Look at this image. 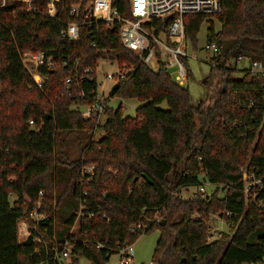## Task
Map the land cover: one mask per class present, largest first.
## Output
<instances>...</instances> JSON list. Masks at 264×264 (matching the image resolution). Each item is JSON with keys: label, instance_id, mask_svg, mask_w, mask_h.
Instances as JSON below:
<instances>
[{"label": "trees", "instance_id": "obj_1", "mask_svg": "<svg viewBox=\"0 0 264 264\" xmlns=\"http://www.w3.org/2000/svg\"><path fill=\"white\" fill-rule=\"evenodd\" d=\"M89 1L61 0L51 17V0H0V264H65L55 252L67 241L69 264H109L154 231L160 237L153 263L264 262V192L248 197L242 172L264 177V137L258 134L264 77L245 70L233 78L239 56L264 62V0H221L216 15L185 16L193 51L205 24L207 43L219 48L208 61L218 77L214 100L197 105L165 63L154 70L124 47L118 22L86 19ZM74 5L80 6L77 15L71 14ZM128 5L113 0L124 17ZM71 23L81 25L78 40L61 35ZM27 52L54 57L53 69H39L50 76L43 88L24 62ZM102 59L125 74L112 96L142 103L135 116H126L122 105H106L103 124L82 116L97 96ZM184 63L188 80L192 69ZM99 128L104 135L95 140ZM74 139L79 146L72 158ZM206 184L215 190L181 195ZM35 210L46 219L36 224ZM216 217L229 232L211 241ZM21 221L37 226L32 237L43 242L21 243Z\"/></svg>", "mask_w": 264, "mask_h": 264}, {"label": "built area", "instance_id": "obj_2", "mask_svg": "<svg viewBox=\"0 0 264 264\" xmlns=\"http://www.w3.org/2000/svg\"><path fill=\"white\" fill-rule=\"evenodd\" d=\"M21 1L26 4L31 3V0ZM60 1L51 0V7L49 9L51 17L55 16L56 3ZM128 6L130 15L129 17H124L113 6V0H90L84 6L83 14L86 19L102 20L108 25L118 22L121 25L120 38L125 48L138 55L141 61L147 65L151 61L156 60L158 64L161 62L165 63L168 68L175 67L177 72L175 79L183 84L187 80V68L184 59L189 62L194 56L190 52L192 48L186 38L184 18L187 15H216L221 12V0H129ZM79 7V5H74L71 9V14L77 15ZM167 17L170 18L165 20ZM160 22L163 26H167L165 32L159 30ZM61 35L70 40H78L81 35V25L71 23L62 31ZM204 50L209 52L211 57H214L217 55L219 48L214 43H206ZM162 56L166 58L165 61L162 60ZM242 61L249 62L248 67L242 69V72L246 70L252 75L264 77L263 61H252L251 59L239 56L233 62V65L237 67ZM24 62L33 72L35 86L38 89L43 88L50 79V76L43 75L39 69H53L55 67L54 57L45 52H27L24 54ZM90 72H92V69L84 71V73ZM124 78V73L108 75V79L114 80L116 84ZM83 81L84 79L81 80V82ZM71 83V78H67V89L70 88ZM81 97H85L84 92ZM108 101L104 95L98 92L95 100L82 108V116L84 118L95 119L100 123ZM258 134L264 137V114L259 118ZM92 169L93 167L87 168L88 172L92 171ZM242 172L246 185V195L253 199L257 198L261 192H264V177L262 174L248 171L246 168H242ZM31 216L36 220V224L46 219L45 214H41L36 210L31 213ZM156 221L160 222V217H157ZM32 229L36 230L37 226L32 227L27 221H21L18 225L19 241L20 238H23V242L33 238V242L42 243V239L32 237ZM71 252L72 245L67 241L64 250L61 252L56 251L55 257L59 263L69 264ZM119 254L121 259L118 264H131L135 256L133 245L124 247ZM260 264H264V262Z\"/></svg>", "mask_w": 264, "mask_h": 264}, {"label": "rangeland", "instance_id": "obj_3", "mask_svg": "<svg viewBox=\"0 0 264 264\" xmlns=\"http://www.w3.org/2000/svg\"><path fill=\"white\" fill-rule=\"evenodd\" d=\"M207 28L208 25L205 24L199 35H198V51H193L190 48V52L195 56L189 60L190 68L192 69L193 76L186 80L183 84L189 88L192 104L197 105L202 100H207L209 103L213 102L215 97V87L218 82L217 72L211 70V66L208 63L209 57L211 54L204 50V46L207 43ZM162 38V37H161ZM162 60L165 61L166 58L162 56ZM248 61H242L237 65L239 71H236L233 74V78H240L243 74L242 69L248 67ZM149 66L156 70L159 67V64L156 60L150 62ZM125 71V70H124ZM169 71L171 75L175 78L176 68L170 67ZM119 75L120 68L116 62H111L109 60L102 59L99 62V67L97 70V78L99 83V94L104 95L108 99V105L117 108L122 105L125 109L126 116H135L137 108H139L142 103L137 99H122L120 97L112 96V88L116 84L114 80H109L108 75ZM208 80V84H205L204 81ZM160 108L167 109L168 106L166 103H162ZM106 120V114L102 116L100 124H103ZM95 140H99L103 135V129H95L92 133ZM78 139H74L70 146V155L72 158L77 157L78 155ZM215 186L206 184L202 187H189V189H184L181 192L183 198H191L195 196L198 191L203 193L210 194L215 190ZM213 229L211 231L213 237L211 241H215L219 237L220 232H229V227L222 219L219 217L214 218ZM264 231V230H263ZM160 237L159 231H154L149 234L142 235L134 244L135 256L131 264H160L154 262V253L157 247V243ZM121 257L120 254H115L111 257L109 264H118ZM81 264H89L85 259L81 260Z\"/></svg>", "mask_w": 264, "mask_h": 264}, {"label": "water", "instance_id": "obj_4", "mask_svg": "<svg viewBox=\"0 0 264 264\" xmlns=\"http://www.w3.org/2000/svg\"><path fill=\"white\" fill-rule=\"evenodd\" d=\"M170 17H167L165 20H168ZM119 88V84H115L112 88V92L116 91Z\"/></svg>", "mask_w": 264, "mask_h": 264}, {"label": "crops", "instance_id": "obj_5", "mask_svg": "<svg viewBox=\"0 0 264 264\" xmlns=\"http://www.w3.org/2000/svg\"><path fill=\"white\" fill-rule=\"evenodd\" d=\"M20 242L23 243V238H20Z\"/></svg>", "mask_w": 264, "mask_h": 264}]
</instances>
